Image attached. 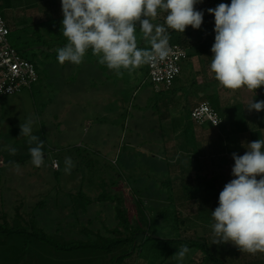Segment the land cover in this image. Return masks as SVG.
Here are the masks:
<instances>
[{"label": "rangeland", "instance_id": "obj_1", "mask_svg": "<svg viewBox=\"0 0 264 264\" xmlns=\"http://www.w3.org/2000/svg\"><path fill=\"white\" fill-rule=\"evenodd\" d=\"M51 2L52 7L58 4V1ZM230 2L203 0V3L197 4L195 8L204 12L201 28L210 26L213 34L214 16L207 9ZM34 4L29 3V10L15 7L6 11L8 19L18 21L11 24L13 32L10 42L19 51L25 50L23 55L27 59L34 60L40 80L31 90L0 98V217L4 211L13 216L16 208L20 207L19 212L27 221L33 219L36 226L51 237L68 242L83 241L91 236L95 238L97 233L110 236L108 231L118 224V203L99 200L101 196L122 200L130 221L141 224L138 222L140 216L134 192L145 199L141 193L145 186L163 190L164 197L168 196L170 190L173 191V199L165 205L173 204V210L185 220L179 226L181 234L178 235L179 230L167 228L164 220L158 219L161 209L152 211L149 208L151 202L145 201L147 215L151 219V236L162 240L205 239L211 249L214 248L215 257L225 264L264 263V252L252 254L241 252L231 243L213 244L214 221L211 217V212L218 206L220 191L233 178L232 153L243 155L247 149L242 145L264 139V111L250 112L245 108L253 99L254 102L264 100V86L251 91L245 87L227 89L210 70L212 52L201 56L198 48L188 49V54L196 57V71L189 66L182 78L188 81V73L198 74L193 79L195 85L190 89L191 101L210 102L209 97L216 92L219 104L229 119L226 126L230 128H226L228 132H222L210 128L208 124L206 128L213 130L199 131L203 143L199 147L201 159L198 167L205 171L201 176H205L199 178L181 173L180 165L189 171L198 160V154L194 151L196 146L193 147L196 139L194 137L195 140L181 144L182 135H170L168 129L164 139L161 138L159 131L164 126L162 120L157 118L159 110L156 105L164 102L168 93L156 94L153 91L147 79L148 67L122 69L118 73L107 66L102 68L99 58L90 53L84 56L79 65L68 62L60 64L55 58L57 49L68 42L63 36L62 24H55L53 17L46 18ZM165 16L166 13L159 12L152 22L164 24ZM26 27L30 29L29 35L22 31ZM171 31L168 33L170 38ZM198 31L193 29L192 32ZM36 32L49 43L47 46L43 41L33 44L38 41ZM182 37L185 38L186 34H182ZM137 38L138 47L143 45L141 48H150L141 34ZM28 41L29 44H26ZM206 78L205 87L199 89L202 85L198 84ZM233 108L237 109V114ZM238 115L243 117L239 127L244 122L245 130L236 133L238 127L233 118ZM29 119L33 121L32 134L44 142L45 160L40 167L32 164L29 154V148L35 147L36 143H29L28 137L20 135V124ZM218 140L223 144L218 145ZM10 149H15V152ZM189 152L190 157L187 155ZM68 157L74 163L70 173L65 171V159ZM222 167L227 173L215 175ZM193 179L196 183L192 182ZM164 181L171 184L166 190L160 187ZM190 181L199 191L192 203L184 205V190L189 187L187 183ZM11 219L9 221L12 223ZM88 232L92 233L89 237ZM162 240L147 243L123 264H163L165 249L163 243H159ZM224 245L229 251H238V256H229L227 252V256L218 255L219 251L225 250ZM195 263L214 264L200 250H189L182 260L176 256L166 261V264Z\"/></svg>", "mask_w": 264, "mask_h": 264}, {"label": "clouds", "instance_id": "obj_2", "mask_svg": "<svg viewBox=\"0 0 264 264\" xmlns=\"http://www.w3.org/2000/svg\"><path fill=\"white\" fill-rule=\"evenodd\" d=\"M203 0H61L63 36L67 43L57 49V61L82 63L87 50L99 63L118 73L156 61L172 53L169 30L184 33L187 26L201 28L204 12L195 6ZM166 13L164 24L152 21ZM207 12L214 16V43L210 70L227 89L264 86V0H231ZM149 48L138 47L137 29ZM248 111H264V100L248 103ZM31 119L20 124V135L35 142L29 148L31 162L40 167L45 160L44 142L32 134ZM243 155L232 153V179L219 193L211 212L213 244L231 243L241 252H264V139L242 145ZM15 152V149H10ZM74 163L65 159V171ZM259 177V179H258ZM189 248L175 255L182 260Z\"/></svg>", "mask_w": 264, "mask_h": 264}, {"label": "trees", "instance_id": "obj_3", "mask_svg": "<svg viewBox=\"0 0 264 264\" xmlns=\"http://www.w3.org/2000/svg\"><path fill=\"white\" fill-rule=\"evenodd\" d=\"M2 3L3 4L0 6L1 13H3L5 8H8L9 2L8 0H4ZM22 31L28 35L30 34V29L27 27L23 28ZM192 31L193 29H190V27H186L184 33L171 31L170 34L172 39L170 38L169 42L182 46L188 52V49L193 48L195 45L193 40H196V37L199 38L206 33V31L211 32V27L209 26L203 29V31L201 30L194 34ZM36 34L38 36V41H32L33 44H39V41H43L45 46L49 44L47 41L43 40L39 32H36ZM139 34L142 35L138 28L137 35ZM182 34H186V37H182ZM174 35L178 36L174 37ZM29 41L26 42V44H29ZM213 43L214 38L211 36L207 44L198 45V47L196 44L198 54L201 56L209 55ZM64 45L65 44H63V46ZM141 47H143V45ZM18 52L23 55L25 50H18ZM87 52L92 54L91 49L87 50L86 53ZM55 58H57V56H55ZM103 66L106 65L102 64L101 67L103 68ZM146 66L148 67L147 64ZM210 100H212V107L220 114L222 119L219 128L226 131V128H230L226 126L229 119L225 116V112L222 108H220L218 96H214ZM236 111L237 109L233 108V112L237 114ZM235 117L233 119L236 121V126L238 127L236 133L242 132L245 130V124L243 122L240 127L239 125L240 122L243 121V117L242 115ZM242 125L244 126L243 128ZM253 135L257 137V134L254 133ZM34 170L36 171L37 169ZM55 173L59 174L61 172ZM170 185L168 181H164L160 187L166 190ZM146 189L148 191H145ZM141 193L144 194L145 199L142 198L143 196H140V193L138 195L134 192L140 216L138 222L141 224L137 222L133 224L130 221L126 210L123 208L122 200L113 196L103 195L99 200L116 201L118 203L116 207V219L118 224L115 229L108 231L110 236H103L97 233L94 235L95 238H92V236L89 237L92 233L88 232L89 238L83 241L73 240L68 242L62 238L51 237L46 234L43 229L38 228L33 222V219L27 221V219L20 214V207L16 208V213L13 216L4 211L0 217V221H2V223H0V264H123L129 258L138 254L147 243L149 244L153 243V241L162 240H156V238L150 235L151 219L147 215L145 201L151 202L152 207H149L150 210L158 211V209H161L160 214H158V219H163L167 226L179 230V226L183 223L179 213L173 210L174 205L171 203L165 205L167 201H172L173 199L170 190L167 192V197H164L163 190L148 188L147 186H145V189H143ZM154 194L156 196H154ZM10 217L13 218L11 219L12 223L9 221ZM162 243L165 249L164 261L176 257V251L179 250L181 246L187 245L189 250L202 251L204 255H206L207 260L211 263L225 264L221 259L215 257L214 248L211 249V246L208 245L205 239L185 240L181 238L180 240H176V238H170L162 240Z\"/></svg>", "mask_w": 264, "mask_h": 264}, {"label": "crops", "instance_id": "obj_4", "mask_svg": "<svg viewBox=\"0 0 264 264\" xmlns=\"http://www.w3.org/2000/svg\"><path fill=\"white\" fill-rule=\"evenodd\" d=\"M3 1L4 0H0V6L3 4L2 3ZM51 1H54V2L55 1H58V4H55L52 7L49 4V3H52ZM8 2H9L8 8H5L3 10V13L2 14L5 16L6 21H7L8 25L10 27H11V24L12 23L15 24L18 21L16 19H13V18L12 19H8L7 18L6 11H11L15 7H17V9H20V10H23V8H27L28 9L29 3H31V2H35L34 5H36L38 9L42 10V12L46 16V18H50V19L52 17L55 18L56 19L55 24L57 23L58 26H60L59 23H61V21L63 19V14H62V10H61V0H8ZM58 21H60V22H58ZM23 22H24V20H23ZM58 28L59 27L56 28L57 31H58ZM203 29H205V28H200L199 31H201V30L203 31ZM205 34H207V35L210 34V35H208V36L206 35V37H205ZM211 36H213V38H214V33L212 35V33L210 31H206V33H204L203 35H201L199 38L196 37V40L197 41L196 40H193V42L195 44L194 47H196V44H197V47H198V45L207 44V41H208V39H210ZM202 56H204V55H202ZM205 56H207V55H205ZM195 60H196V57L195 56H192L191 54H189L188 60L185 61L184 64H183L182 74L184 73V71H186V70L188 71V67L189 66H191V69L192 70L196 71L195 70V67H196L195 66ZM182 74L177 79L174 87L171 90H162L161 92H157L155 90L153 84L150 82V80L148 78L147 79L151 83L152 88H153V91L156 94L168 93L166 95L167 96V99L164 102L162 101L163 103L160 102V103H158L156 105L157 108H158V110H159V116L158 117L156 116V117L159 120H162V124L164 126V128L160 129L161 131H159V132H161V138L164 139V137L166 135L165 133L167 131L166 129H168L169 130L168 132H169L170 135H172L173 133L174 134L175 133L176 134L178 133V134H181L182 135V137H180L181 138L180 139L181 140L180 141L181 144H186L188 142V140L189 141H193V140L196 139V141L193 142V147L196 146L194 151H196L197 154H198L199 147L203 143L202 140L200 139L199 131L200 132L207 131V130L210 131V130H213V129H210V128H212L211 125H209V126H211L209 128L210 129L209 130L208 128H206V125H208V124L203 125V126H198V125H196V124H194L192 122V120H191V112L193 111V109L198 104H200L201 102H203V101H200V102H192L191 99H190V89L193 87V84L195 85V82H196L193 79H195L194 77H196L198 74H194L193 72L188 73L187 74L188 81H185L182 78ZM147 77H148V74H147ZM197 80H198V77H197ZM206 81H207V78L205 80L203 79V82L201 84H198L199 86L202 85L201 87H199V89H203L205 87V82ZM214 96H218V94L216 92L212 93V95L209 97V99H212ZM218 99H219V97H218ZM209 103L211 104L212 103V100H210ZM220 108H221V106H220ZM163 109H164V111L166 109L168 111L166 113H164ZM142 115H143V112H142ZM189 123L191 124L190 126H189ZM215 129H217V128H215ZM218 130H220L222 132H225V131H223V129H220V128H218ZM226 131L228 132L229 129H226ZM234 135H236V133H234ZM234 135H231V136L234 137ZM194 137H195V139H194ZM229 138H230V135H229ZM235 139H237V138H235ZM222 144H223V142H220L219 141L218 145H222ZM187 155L190 157L191 153L189 152ZM197 156H198V160L195 161L196 162L194 164L195 166L192 169H188L189 171H185L183 169V167L180 165V168L182 170L181 173H185L187 175H192L193 177H199V178L205 176V174H203V176H201V173H205V171L202 172L201 168L198 167V165H199V159H201V158L199 157V154ZM182 160H183V158H182ZM189 160H191V159H189ZM192 160H194V159H192ZM191 162H193V161H191ZM218 170H219V174H215V175H220L221 176V175H224V174L227 173L226 170L223 169V167L221 169H218ZM213 181L216 182V180H213ZM192 182L193 183H196L194 179L192 180ZM192 182L190 181L189 183H187V185L189 187H186L185 190H184V193H185L184 196H183V198H184V201H183L184 205L186 203H192V201L195 200V198L197 197V193H198L199 190H196L193 187ZM186 190H189V191L186 192ZM171 192H173V191H171ZM181 220H182L183 223H185V220H183L182 218H181ZM167 228H170V226H167ZM180 234L181 233H180V229H179V234L178 235H180ZM159 239H161V238H159ZM182 239H184V238H182ZM159 243L161 244L162 242H159ZM221 244H223V243H221ZM153 245H157V243L156 244L154 243ZM219 247H222V245H220ZM224 248H225V245H224ZM154 249H155V247H154ZM219 250H221V248H219ZM225 252H227L229 256H231V255H233V256L237 255L238 256V254H239L238 251H235V250H230L229 251L228 248H225V250L223 252H222V250L219 251V254L218 255H220L221 257L222 256H227V255H225ZM187 254L188 253H186V255ZM240 263L241 264H264L263 262L262 263L261 262L258 263V262H255V261H253L251 263H244V262H240ZM163 264H166V261H164Z\"/></svg>", "mask_w": 264, "mask_h": 264}, {"label": "built area", "instance_id": "obj_5", "mask_svg": "<svg viewBox=\"0 0 264 264\" xmlns=\"http://www.w3.org/2000/svg\"><path fill=\"white\" fill-rule=\"evenodd\" d=\"M12 28L0 12V98L17 95L31 90L40 80L38 69L32 60L20 54L11 44ZM172 53L163 61L148 65V79L157 92L171 90L182 74L189 54L185 48L170 43ZM191 120L198 126L206 124L219 128L222 119L212 105L203 101L191 112Z\"/></svg>", "mask_w": 264, "mask_h": 264}]
</instances>
